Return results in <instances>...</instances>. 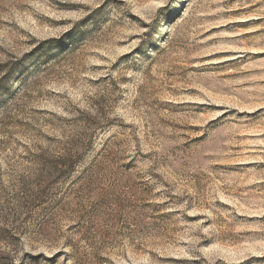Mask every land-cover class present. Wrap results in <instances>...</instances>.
I'll return each mask as SVG.
<instances>
[{
	"label": "rangeland",
	"instance_id": "374dc122",
	"mask_svg": "<svg viewBox=\"0 0 264 264\" xmlns=\"http://www.w3.org/2000/svg\"><path fill=\"white\" fill-rule=\"evenodd\" d=\"M0 264H264V0H0Z\"/></svg>",
	"mask_w": 264,
	"mask_h": 264
},
{
	"label": "snow or ice",
	"instance_id": "6c2138e0",
	"mask_svg": "<svg viewBox=\"0 0 264 264\" xmlns=\"http://www.w3.org/2000/svg\"><path fill=\"white\" fill-rule=\"evenodd\" d=\"M160 5H157V7H159ZM125 51H127V50H125Z\"/></svg>",
	"mask_w": 264,
	"mask_h": 264
}]
</instances>
